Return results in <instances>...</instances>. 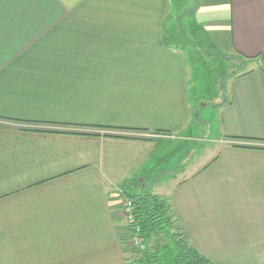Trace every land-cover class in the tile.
<instances>
[{"label": "crops", "instance_id": "obj_1", "mask_svg": "<svg viewBox=\"0 0 264 264\" xmlns=\"http://www.w3.org/2000/svg\"><path fill=\"white\" fill-rule=\"evenodd\" d=\"M188 1L244 68L174 147L155 136L196 113L172 0H0V264H127L126 185L168 200L211 264H264V0Z\"/></svg>", "mask_w": 264, "mask_h": 264}, {"label": "trees", "instance_id": "obj_2", "mask_svg": "<svg viewBox=\"0 0 264 264\" xmlns=\"http://www.w3.org/2000/svg\"><path fill=\"white\" fill-rule=\"evenodd\" d=\"M179 4L174 3L175 7L180 10V14L176 17L178 30L172 26L168 29L166 25L163 40L165 46L184 54L182 51L184 48H180L181 50L177 48L183 46L190 49L194 46L192 42L194 41L197 43L196 45H203L216 51L205 32L196 23L193 22L189 25L190 36L186 34L182 19L188 14L181 10ZM190 12L193 13V10ZM196 35L199 37L197 38ZM200 51L203 52V50ZM215 56H220V54H215ZM224 59L227 60L228 58L224 56ZM241 59L242 61L245 60L244 57ZM186 63L187 66L190 64L187 58ZM129 186H123L118 198L131 202L134 223L128 226L126 232L134 235V227L139 229L137 236L140 239L142 249L132 247V250H129L128 245H125L127 251H131L135 256L132 261L128 260L127 264H211L190 245L185 232L173 215L168 200L148 192H129ZM160 237H164L165 240L163 239V241L166 245L163 246L158 241ZM152 240L154 241L152 242Z\"/></svg>", "mask_w": 264, "mask_h": 264}, {"label": "rangeland", "instance_id": "obj_3", "mask_svg": "<svg viewBox=\"0 0 264 264\" xmlns=\"http://www.w3.org/2000/svg\"><path fill=\"white\" fill-rule=\"evenodd\" d=\"M181 2L182 4H179ZM174 3H178L181 7V10L188 14L183 17L182 21L184 29L186 30V34L190 36L189 25L193 22L195 23V20L192 17V12L188 11V0H172L171 12L166 22L167 28L169 29L172 26L175 27V30H178L176 24V17L178 14H180V10L175 7ZM199 36L201 37L200 33ZM199 36L196 35L197 38ZM192 42L194 43V46H192V48L190 49L183 46L177 49L181 50L180 48H184V50L182 51L186 56L184 54L183 55L190 62L187 67L190 70V75L192 79L190 100L192 102L193 113H196V115H194L196 116V118L192 122V127H190L188 131L184 134L185 136L181 139L182 141L177 140L179 138L175 136H155L158 139H167L168 142L172 143V145H175L174 147H178L180 145L182 146V143L189 145L193 144L196 141L201 142V140H203L202 134L205 132V128L202 126L199 129L197 128L198 130L197 132H195V129L197 127L196 124H208V122L213 117L211 110L215 105H217L221 101L220 94L222 90V85L224 88V83L226 79L239 73L244 68L243 64L240 63L239 58L235 56H230L227 57V60H225L224 55H220L222 57L215 56V54H218L216 51L211 50L203 45H196L197 43H195L194 41ZM200 50H203V52L205 53L201 52ZM120 199L122 200V198H119V200ZM123 226H125L124 222ZM127 236H129V234L125 230L124 237ZM163 239L164 237H160L158 241L161 242L164 246L166 245V243L165 241H163ZM153 241L154 240H152V242ZM134 257V254L128 250V259L132 261Z\"/></svg>", "mask_w": 264, "mask_h": 264}, {"label": "built area", "instance_id": "obj_4", "mask_svg": "<svg viewBox=\"0 0 264 264\" xmlns=\"http://www.w3.org/2000/svg\"><path fill=\"white\" fill-rule=\"evenodd\" d=\"M120 202V212L119 215L124 222V232L128 229L129 225H133L134 223V216L132 215V205L131 202L126 200H119ZM131 230V229H130ZM139 229L134 227V235L129 234V236L125 237L126 245H128L129 250H132V247L137 248L139 250L142 249L140 244V239L137 236ZM131 252V251H130Z\"/></svg>", "mask_w": 264, "mask_h": 264}, {"label": "water", "instance_id": "obj_5", "mask_svg": "<svg viewBox=\"0 0 264 264\" xmlns=\"http://www.w3.org/2000/svg\"><path fill=\"white\" fill-rule=\"evenodd\" d=\"M196 117V116H195Z\"/></svg>", "mask_w": 264, "mask_h": 264}]
</instances>
